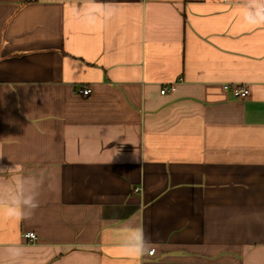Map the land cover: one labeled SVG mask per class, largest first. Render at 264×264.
<instances>
[{"label": "crops", "instance_id": "crops-1", "mask_svg": "<svg viewBox=\"0 0 264 264\" xmlns=\"http://www.w3.org/2000/svg\"><path fill=\"white\" fill-rule=\"evenodd\" d=\"M242 2L95 0L89 23L90 0H0V167L42 181L31 215L0 213V246L38 264H264V25Z\"/></svg>", "mask_w": 264, "mask_h": 264}, {"label": "clouds", "instance_id": "clouds-1", "mask_svg": "<svg viewBox=\"0 0 264 264\" xmlns=\"http://www.w3.org/2000/svg\"><path fill=\"white\" fill-rule=\"evenodd\" d=\"M244 19L251 25H264V0H243ZM105 15L104 9L90 0L88 6L78 12L89 23ZM0 157H3L0 155ZM10 168L0 167V213L8 218H23L39 207L38 189L42 181L35 176L12 177L6 175ZM149 241L143 229L129 231L125 248L133 255H143L148 249ZM0 264H38L26 258L25 247L20 245L0 246Z\"/></svg>", "mask_w": 264, "mask_h": 264}, {"label": "built area", "instance_id": "built-area-1", "mask_svg": "<svg viewBox=\"0 0 264 264\" xmlns=\"http://www.w3.org/2000/svg\"><path fill=\"white\" fill-rule=\"evenodd\" d=\"M173 88V87H172ZM224 88H232L234 92L239 96V97H247L250 93V88L246 84H225ZM169 89L168 86H165L161 92L165 93L166 90ZM81 92L87 96H89L92 93V88L90 86H87L81 90ZM139 188H136L138 190ZM25 237H27L30 241H34L38 238L37 234L35 232L29 231L25 233ZM155 252V249L149 250V253L153 255Z\"/></svg>", "mask_w": 264, "mask_h": 264}]
</instances>
